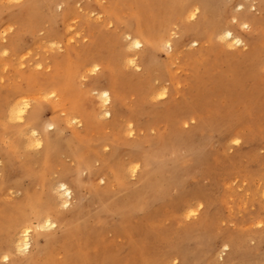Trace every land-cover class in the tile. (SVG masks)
I'll use <instances>...</instances> for the list:
<instances>
[{
  "label": "rangeland",
  "instance_id": "obj_1",
  "mask_svg": "<svg viewBox=\"0 0 264 264\" xmlns=\"http://www.w3.org/2000/svg\"><path fill=\"white\" fill-rule=\"evenodd\" d=\"M25 1L4 0L0 3L2 14H9L14 22L10 31L0 36V40L4 37L0 46L5 47L1 48L8 50L6 53L3 51V56L0 55V66H4L0 69V97L6 92L2 86L5 79L16 81L15 84L21 83L27 89L24 77L34 74L48 75L55 71L61 75L69 71L68 64L63 61L66 60L63 50L52 51L50 48H38L34 44L46 35L50 23L45 18L41 19L38 12L35 18H32L30 11L16 15ZM166 1L152 0L156 8L152 6L147 9L146 13L149 14H146L145 18L141 17L140 29L149 27L147 29L150 34H158L164 29L158 26V21L161 20L162 23L169 17L167 10H164ZM180 1L184 0H174L175 3ZM224 1L226 0L220 2ZM77 2L80 0L70 2L72 10L76 8L77 11L73 10L71 17L73 29L71 28L69 34V43L70 48L78 52V59H84V55L91 51L95 53L96 47L103 45L111 46L109 51L102 50L107 51L108 57L111 50L117 49L118 52L119 47L112 37L116 32L124 31V27L106 23L102 15L98 16L100 9L95 0H81L79 4ZM100 2L102 7H106L108 0ZM128 5L119 9L122 24L125 23L124 20L130 19L133 13H140L135 2ZM62 6L56 5L55 12H62L65 7ZM85 6L89 8L85 10ZM92 8L96 10L90 14L88 11ZM215 14L212 12L210 21L218 26L219 18ZM29 16L37 26L28 23ZM262 17L264 22V13ZM166 21L168 22L165 25ZM181 21V27H190L197 22V18H184ZM165 23L163 25L169 26L168 32L172 39H179L176 21L173 23L168 18ZM169 24L173 26L170 27ZM56 26L59 30L63 28L60 22ZM28 27L35 30L36 38L27 37L25 49L14 55L10 44L12 36ZM262 29L264 39V24ZM262 29L260 26V30ZM96 31L98 36L101 33L98 38L92 33ZM214 42L213 47L205 42L203 46L192 48L187 46L188 42L185 43L186 48L179 50L174 63L170 59L171 51L162 50L158 54V61L167 67L171 80L167 78L166 73H162L164 76L161 78L156 68L142 71L141 67L133 70L121 66V58L118 57L115 70L119 76L123 119L116 122V130H111L110 118L94 119L91 131L83 134L84 140L76 137L77 141H73L70 147L59 153L51 164L54 171L51 173V180H56L65 173L71 174L69 182L76 186L77 195L71 201L70 208L73 205L83 209L95 208L97 205L92 191L101 189L108 197L107 202H115L117 210L127 216V220L121 222L116 215L106 213L99 220L101 224L93 225V221H90L92 226L102 227L98 230L99 237H93L91 229L82 228V241L92 243L87 256L90 262L94 260L99 263L103 256H107L115 259L113 264H222L227 256L224 255L223 259H220L211 251L220 248L226 238H231L236 243L235 254L241 261L244 257L243 264H252L255 257L264 255V71L255 70L258 58L264 55V46H260L257 51L260 54L252 58L249 48L224 50L220 47V42ZM49 55L54 65L49 58L44 60V57ZM94 60L92 63L97 64L102 58L96 55ZM148 73L151 80L144 91L142 85ZM83 81L87 82L88 78ZM85 86L86 88L82 86L77 90L74 98L81 97L82 102L90 107L93 94H86L87 85ZM159 89L160 92L166 93L165 96H157ZM31 92L34 96H41L45 105L42 118L52 122L53 109L46 99L42 98L43 91L38 86L31 88ZM26 95L30 96V92ZM77 126L76 130L82 129L80 125ZM52 128L55 130L57 127ZM72 132L73 127L67 126L59 133L66 139H72ZM170 135H183L188 142L177 143L174 138L171 139L169 154L178 157L179 162L175 168L178 167L179 172L176 176L164 175L168 181H171V178L182 179V189L172 185L161 190L150 189L148 180L141 178L143 153L153 149L156 144L166 146L162 142ZM234 137L239 138V144L234 143ZM108 138L115 139L119 147L114 149ZM35 148L29 147L27 155L34 161L33 168L39 171L44 166L45 155L43 148ZM82 150L86 152V161L99 160L94 163L95 168L103 169L107 161H113L120 169L118 175L121 180L107 185L105 180H100L92 171H79L83 165L75 153H81ZM135 168H138V171L134 172ZM163 172L157 161L152 173L159 179ZM23 182L24 188L32 186L28 177H25ZM122 189L128 192L124 193ZM22 192L10 186L6 198L8 201L17 202L23 197ZM132 192L134 193L131 194ZM184 199L190 202L184 205ZM138 200L139 205L136 204ZM189 208L198 209V212L189 216ZM126 210L131 212L126 214ZM206 211H209L210 215L207 222L204 215ZM199 222L208 223L210 228L204 232L194 226ZM139 235L145 238L141 243L139 240L140 246L134 249L131 241ZM41 240L43 244L44 238ZM63 242L64 240L52 241L44 247L48 258L55 264L67 262L65 253L56 250ZM32 252L34 253L33 248L23 256L28 257Z\"/></svg>",
  "mask_w": 264,
  "mask_h": 264
},
{
  "label": "bare ground",
  "instance_id": "obj_2",
  "mask_svg": "<svg viewBox=\"0 0 264 264\" xmlns=\"http://www.w3.org/2000/svg\"><path fill=\"white\" fill-rule=\"evenodd\" d=\"M2 1L4 0H0V3ZM7 1L20 2L21 0ZM167 1L164 3V10H167L169 20L173 23L176 21L179 27L180 37L176 40H173L170 36L168 32L169 26L165 27L163 25L168 18L164 19L162 23L161 20L158 21L160 22L158 26L164 27L158 34H150L148 32L150 30L147 29L149 27L146 26L140 29L141 17L144 16L145 18L147 9L152 8V6L155 7L152 0H108L106 7L100 5L102 1L95 0L98 5L97 7L100 9L98 16L100 15L101 17L102 15L106 19V23L123 26L124 31H120V33L116 32L112 37L113 42L119 47L118 52L117 49L111 50V55L108 57L106 52L110 50L111 46L103 45L96 47L95 53L93 51L86 53L82 60L78 59V52L72 50L70 48L71 43H69L71 40L69 34H71L73 29L71 17L73 10L76 9L72 10V6H70L72 4L70 3L71 0H26L20 6V10L16 15L30 11L32 18H35L36 12H38L41 19L45 18L50 23L46 35L36 40L34 44L38 48H50L52 51L55 49L59 52L63 50L66 58L63 61L68 64L69 71L61 75H58L55 71L48 75L35 76L36 74H34L24 77L27 81V89L21 83L15 84L16 81H10L9 79L3 81L4 84L2 86H4L6 92L4 96L0 97V264H4V262H7V264H55L52 259L48 258L44 247L52 241L58 242L61 240H64V242L56 250L57 252L63 251L65 253L66 264L114 263L115 259L107 256H103L99 263H95L94 260L90 262L87 256L89 255V249L92 248V243L83 242L80 234L82 228H89L93 237H99L100 232L98 230H101L102 227L92 226L90 221H93V225L101 224L99 220L106 213L116 215L120 218L121 222L126 221L127 216L117 210L115 202H107L108 197L101 189L92 191L97 205L95 208L86 207L85 209L84 207L83 209L77 205H73L70 208L71 201L77 195L75 192L76 186L74 187L69 182L71 174L65 173L56 180H51L50 176L54 172L53 165L51 164L56 160L58 154L66 150L68 146L70 147L73 141H77L76 137L84 140L83 134L91 131L90 128L94 119L98 117L110 118L109 122L112 124L111 130H116V122L119 119H123L124 112L121 108L122 100L121 92H119V76H117L115 70V61L118 57L121 58V66L133 70L141 67L142 71L156 68L160 72L161 78L164 76L162 73H166L167 78L171 80L167 67L158 61L160 60L158 59V54L162 50L168 49L171 51V62L173 61L174 63L176 55L180 52L179 50L182 47L186 48L185 43L187 42V46L191 48L203 46L205 42L210 43L213 47L215 45L214 40H216L221 43L220 47L224 50L227 48H249V55L252 58L257 57L258 53L260 54V52L257 53L258 48L264 46V39H262L264 0H226L224 2H220L221 0H184L179 3H175L174 0ZM80 2L77 3L79 4ZM132 2L137 4L135 6L140 10V13H133L130 19L126 18L127 20H124L125 23L122 24L119 9L126 4H129L128 6L132 5ZM56 5L65 6L64 10L56 13ZM160 5L161 3L159 4L161 9L162 6ZM88 8V6H85V10ZM95 10L92 8L88 12L91 14ZM212 12H215V15L219 18L218 26L210 21ZM2 13V8L0 7L1 37L3 33L9 32L14 25L12 16L10 17L9 14L5 16ZM184 18H197V22L190 27H181L179 22L182 23L183 21L181 20ZM58 22L63 25L62 30L57 29L56 25ZM28 23L36 25L30 16ZM169 25L170 27L173 26L172 24ZM244 25H247V27H244ZM260 26L262 30H260ZM92 33L96 38L101 35L99 33L100 35L98 36L97 31ZM29 36L30 39L31 37L36 38L35 30L30 27L13 34L12 43L10 44L12 45L11 50L14 55L21 53L25 49L27 37ZM3 38L1 39L2 41ZM137 44H139V47L136 46ZM1 47L3 46H0V55L3 56L8 50L5 51L3 49L5 47ZM95 54L102 58L100 63H92L95 62ZM48 58L52 63L50 55L45 56L44 60ZM0 64H2L1 60ZM52 65L54 64L52 63ZM3 67L1 68L0 66V69H3ZM17 67L20 68V66ZM255 70L264 71V55L258 58ZM92 74L94 76L90 77ZM149 77L150 74L148 73L147 77L144 78L142 85L144 91L147 90V83L151 80ZM87 78L88 81L84 82L83 79ZM84 84L87 85L86 94H93V101H91L90 107L87 103L82 102L81 97L74 98L77 90L82 88V86L86 88ZM38 86L43 91L41 92L42 98L44 97L45 101L52 106L54 113L52 122L45 121L42 118L45 105L42 103L41 96L32 95L31 88ZM160 89L157 96H165L166 93L160 92ZM29 92L30 96H27L26 93ZM105 93H107V96L104 95ZM77 125H80L82 129L76 130L78 128ZM54 126L57 127L55 130L52 128ZM67 126L73 127L72 139H66L59 133L60 130ZM33 132H35V135H33ZM5 135L7 136L6 140ZM172 138L177 143L188 144L185 136L178 135L175 137L170 135L162 142L166 146L156 144L157 146L155 145L153 149L143 153L144 164L141 178L144 181L148 180V187L150 189L161 190L169 185L179 190L182 189L184 183L182 179L171 178V181H168V178L164 177L165 174L176 176L179 172L178 167L175 168L179 162L178 157L169 154L168 147H171ZM236 140H239V138L234 137V141ZM108 141L114 149L119 147L115 139L108 138ZM37 145L39 146L37 147ZM29 147L43 148L42 150H44L45 162L43 168L39 171L33 168L34 161L27 155ZM191 149L194 150L195 148ZM80 152L75 153L83 165L79 171H92L93 175L96 174L100 180H105L107 185L121 180V176L118 175L120 169L118 165H114L113 161H107L103 169L95 168L94 163L99 160L94 162L86 161V152L83 150ZM157 161H159L161 169L164 170L159 179L152 173L153 166ZM133 171H138V168L133 169ZM25 177H28V180L32 184L29 188L23 187L25 182H23V179ZM10 186L23 191L21 200L17 202L7 200L6 196L8 195L7 192ZM35 186H38V188ZM122 190L124 193L128 192L126 189ZM189 202L186 199L183 200L184 205ZM136 204L139 205L140 200ZM132 206L137 207L135 205ZM198 206H202V204H198ZM130 212L131 210H126V214ZM188 212L189 216H194L198 212V209L189 208ZM204 215L207 217L205 222L209 221V211H206ZM203 224L199 222L195 223L194 226L199 227L205 232L210 226L208 223ZM41 238H44L43 244L41 243ZM144 238L145 236L142 235L137 236L134 241H131L132 248L139 247L138 241L140 240L141 243ZM225 240L220 248L211 252L215 256L220 257V259H223L224 255L227 256L223 259L224 262L222 264H243L244 257H242V261L236 257V243L231 238H226ZM32 248L34 253L32 252L28 257L23 256L29 253ZM185 256L188 257L186 252ZM77 260L79 261L77 262ZM252 264H264V255L255 257L252 260Z\"/></svg>",
  "mask_w": 264,
  "mask_h": 264
},
{
  "label": "snow or ice",
  "instance_id": "obj_3",
  "mask_svg": "<svg viewBox=\"0 0 264 264\" xmlns=\"http://www.w3.org/2000/svg\"><path fill=\"white\" fill-rule=\"evenodd\" d=\"M244 27H247V25H244ZM136 46L139 47V44H137ZM104 95L107 96V93H105ZM33 135H35V132H33ZM234 143L239 144L240 141H239V140H236V141H234ZM38 146H39V145H37V147H38ZM5 259H7V257H5Z\"/></svg>",
  "mask_w": 264,
  "mask_h": 264
}]
</instances>
